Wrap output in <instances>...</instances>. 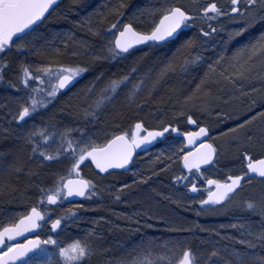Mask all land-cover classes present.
<instances>
[{
    "label": "bare ground",
    "instance_id": "obj_1",
    "mask_svg": "<svg viewBox=\"0 0 264 264\" xmlns=\"http://www.w3.org/2000/svg\"><path fill=\"white\" fill-rule=\"evenodd\" d=\"M171 1L176 2L172 3ZM161 2L162 0H59V6L51 13V15H55L52 23L54 28L52 29L58 31L57 37L54 34L55 39L51 37L52 41L37 48V52L32 54L33 56L29 51H26L25 58L29 59L32 56L31 60L35 64V67L31 68L33 72L38 67H52L55 69L60 66L75 67L77 65L87 67L88 71L77 77L67 90H61L47 110L40 109L33 114L31 119L28 120L27 128L29 131H38L47 127L46 124H50L48 127L56 124L57 130L60 131L65 128L82 127L83 108L81 105L86 108L91 104L99 96L101 89L105 87L108 80L113 78V74L119 76L122 73L130 72L131 68L135 67L137 69L135 76L132 77L127 87L120 92L123 91L124 93L123 99L116 100L114 105H109L101 113L95 128L104 129L110 133L114 131L117 135L127 133L131 138L132 132L135 131V124L140 122L143 125L140 135L147 134L144 129L147 131H162V127L177 128L178 133L169 131L163 137H158L151 145H146L147 151L136 150L133 162L127 166L126 170L114 169L109 171L110 174L99 173L91 164V161L88 160L84 162L86 166L82 167L81 172L79 170V176L75 172L69 176V169L74 161L68 154L62 156L59 163L45 162L41 165L39 159L31 158L30 146L24 145L23 141L15 138L12 131L15 129V122L13 121L11 125L9 122L12 121L10 113H14L17 109L12 110V106L18 98L22 96L24 100H27V94L32 88L50 89L49 77H42L45 81L44 84L30 81L29 88H23L21 85V75L23 73L21 70L17 71V56H11L8 59V69L5 70V75L0 82V137L8 134V132L3 131L5 128H8L12 134L5 139H0V152L7 153L9 149L15 146L23 160V168L20 172L0 171V208L9 209L10 217L7 220H10L18 217L23 212L27 214L33 206H39L42 195L40 189L54 188L61 177L65 180L72 178L90 180L98 183L96 195H92L94 199L85 202L87 197H81L76 201H63L58 205H47L45 201V208L56 207L69 212L74 211L71 209L78 207L77 209L81 208L85 213L93 216L102 215L105 218L107 217L106 220L104 219L105 223L113 218L115 220V217L120 218L123 214L130 215L131 219L134 218L139 223L131 221L125 224L121 223L120 220L122 227L115 236L109 237V241L115 244L118 241L117 238L121 239L130 235L131 240L120 242V244L127 245L125 246L127 250L144 242V245L148 244L146 242H151V245H155V243L165 245L171 244L175 240H181L186 245H192L195 251L200 249L202 254H205V250L210 252L213 245H216L215 249L219 250L220 256L223 257L220 264H225V262L227 264H238L230 257L226 258L227 254L223 250V247L227 245H240L235 242L238 237L237 233L234 234L232 230V234L226 236L223 234L229 233L228 227L238 217L248 220L247 226L252 224L259 228V217L246 211L244 202L256 198L261 191H264V181L259 177L253 178L251 184L245 181L242 189L232 196L234 200L230 203V210L217 212L214 209L224 206L230 200L222 202L220 205L201 207L199 201L208 197V193L205 191L209 187L206 179H201V173H196L195 169L192 170L191 174L183 169L182 160L173 153H178L180 149H183L184 153L196 150L203 141L187 149L183 134L196 132L199 127H206L209 130L206 141L211 143L210 138H213V145L217 148L216 142H221L230 134L223 135L222 133H228L229 128H235L237 124L242 123L245 118H250L256 112L264 111V87L255 82H250L259 78L261 71V74H264V66L260 67L264 58L261 57L253 61L254 64L251 65L252 73L244 81L237 78L233 82L227 80L220 85L217 82V77H214V106L205 107L202 100L212 92L210 90L212 76H214L212 74L215 73L220 78H224L221 73L227 76L230 73L229 69L235 64L234 56L237 52H234L233 57L229 54L235 48H241L253 36L264 31V26L257 23L240 36H236V33L234 34L232 31H226L225 27L222 28V32H211L209 25L212 28L217 25H229V29L237 25L238 27L234 30L237 32L242 23H239L240 25L231 23L237 21L238 18L233 20L224 16L215 20H207L203 16V11H197L195 4L190 3V0H168V4L180 6L187 10L190 15L196 17L193 23L190 22V24L192 23L191 27L181 32L179 39L159 48L137 45L136 50L132 51V54L125 60L95 59L98 55L106 54L109 46H114L116 36L119 31L123 30V25L126 23H131L139 32H150L154 25L152 23L153 18L149 15L148 10L159 7ZM215 2L219 5L218 7L230 13L231 0H215ZM82 3L87 4V8L90 7L89 14L93 15L94 27L99 35L89 32L88 25L83 22L81 16L67 14L69 9H77L82 6ZM121 4L126 5V7L121 8ZM62 6H64V9L62 13H59ZM240 7L245 10V0H240ZM120 13H123V15L121 16ZM51 15L48 16V19ZM114 23L118 24V29L109 32L111 25ZM202 30L209 32L210 35L203 37ZM69 36L72 38L69 39ZM42 37H49V34L45 32ZM229 38V46L222 51L219 50V42L226 41ZM187 40H193L195 43L190 47H183ZM148 43L151 44L152 42ZM177 49L180 50L177 51ZM213 55L214 59L212 61ZM197 56L201 59L194 64H189L186 72L180 70L179 65L183 64L185 60H192ZM221 57H224V59L221 60ZM244 59L246 60L247 57ZM171 60H175L176 70L169 72L153 90L152 82ZM217 61L220 62L217 63ZM208 64L214 68H210ZM226 69L227 71H225ZM101 73L104 74V80L96 83V77ZM204 74L207 77H204ZM141 80H143V84L140 85L141 90L135 96V103L129 106L127 94L132 90L133 84H138ZM52 83H55L54 79ZM207 83L211 85L208 87ZM93 85L94 90L89 96L87 91ZM17 89L20 91H17ZM6 99L13 102L9 109L5 106ZM171 103L176 104V108L171 110L172 112L166 108ZM228 105L232 107V110L227 111ZM137 106L140 107L137 109ZM177 112L179 114L183 112V118ZM188 115H191L197 121L195 125L187 123ZM53 117H55L54 120ZM257 124L254 126L256 129L264 127L261 124L258 127ZM33 125L35 129H33ZM150 125H155V127ZM213 129H215L214 133H217V131L220 133V138L214 137ZM15 130L19 131L18 129ZM108 138L110 139L111 135ZM56 139L45 146L47 152L56 153V150L60 147L59 137L57 136ZM96 140L97 143L105 142L103 131L96 133ZM239 149L240 145H234L227 149L228 155L223 161H220L219 154H217L212 177L207 179H216L223 182L226 181L228 175H242L245 173L247 162L242 160V152ZM182 154L180 153V155ZM252 155L257 160L264 159V149L261 150V148L256 147L252 151ZM169 156L172 157L171 160L168 159ZM8 163L11 164L13 161ZM213 166L201 167L202 174ZM161 169L165 170L162 171ZM55 171L62 173V175L58 174L56 177ZM153 172L158 173V175H153ZM181 175L191 176V179L187 183L182 182L179 185H174L173 177ZM149 176L151 179L147 184L136 183V181ZM9 178L13 182L7 184ZM193 182L199 189L196 193L189 191ZM125 183L130 187L124 189L121 193L119 190ZM9 186L11 188H8ZM105 187L110 188L108 192L105 191ZM114 190L121 197L119 201L114 198ZM213 190H215L214 186ZM169 196L176 203L164 199V197ZM138 212L145 213V215H134ZM202 212L206 214L204 215ZM213 212L217 214L214 218L211 215ZM115 213L120 214L117 216ZM149 214L152 215L151 220L147 218ZM47 229L42 231L43 237L48 233L53 237H57L61 230L60 228L56 232H52L51 223ZM67 232L68 235L64 234L66 239L69 238L70 227ZM37 234H40V229L37 230ZM43 237L40 238L43 239ZM221 237L225 238L221 239ZM227 237H233L234 239H227ZM207 245L212 247L206 248ZM248 251L254 253L255 256L264 255V248L259 245L255 249H248ZM94 256L88 261V264H98V262L104 260L99 256L97 261ZM206 260L199 261V264H205ZM245 261L252 264L250 257H247Z\"/></svg>",
    "mask_w": 264,
    "mask_h": 264
},
{
    "label": "snow or ice",
    "instance_id": "obj_2",
    "mask_svg": "<svg viewBox=\"0 0 264 264\" xmlns=\"http://www.w3.org/2000/svg\"><path fill=\"white\" fill-rule=\"evenodd\" d=\"M59 6V0H0V53H8L15 48L18 55H23L35 39L42 38L41 34H37V29L48 19V16ZM87 4L82 3V9L87 8ZM121 8L126 5L121 4ZM203 16L207 20H215L218 17L224 16L231 19L240 17L242 24L240 25L236 36L245 34L249 28L259 23L264 26V0H246V7L241 11L240 0H231L230 13L217 6L215 3H210L202 8ZM149 15L153 18V27L148 33L137 31L131 23L123 25V30L115 38L114 46H109L104 55L95 57L97 60H125L136 50L137 45H145L150 48H159L180 38L181 32L190 27V22L195 21L196 17L190 15L187 10L180 6L168 4V0H162L159 7L148 10ZM122 16L123 13H120ZM158 19V22H157ZM83 22L88 25L89 32L94 35H99V32L94 27L93 15L89 14L83 17ZM211 28V32H216V28ZM118 29V24H112L109 32ZM203 37H208L209 32L201 31ZM72 37L69 36V39ZM19 41V43H18ZM148 42H152L149 44ZM195 42L187 40L183 47H190ZM67 47V45H65ZM131 50V51H130ZM180 49H177L179 51ZM75 54V53H73ZM147 55V53H145ZM247 57L245 60L244 57ZM264 58V31L253 36L245 45H243L235 54L234 59L236 64L232 65L236 69L235 73H230L222 76L229 82L235 79H248L252 73V63L257 58ZM201 57L197 56L192 60H185L179 65L181 71L186 72L189 64H194ZM224 57H221L223 60ZM243 61V62H241ZM220 61H217L219 63ZM8 67L6 62H0V71L6 70ZM175 60L169 61L160 71L157 78L152 82L153 90L161 83L163 78L169 73L176 70ZM212 68V65H209ZM22 84L27 89L30 86V81H37L39 84H44L43 76L49 77L48 83L51 85L47 88H32L27 94L26 101L20 100L18 107L12 115V121L15 122L13 134L17 140L23 141L24 145L30 146L31 158L39 159L41 165L45 162L59 163L62 156L68 154L74 161L69 169V176L73 172L79 176L80 166L90 160L95 165L99 173H108L109 169H125L126 166L133 162L134 154L137 149L142 146L151 145L158 137H163L169 131L178 133L177 128L162 127V131H147V134L140 135L143 128L142 123L135 124V131L132 132L131 138L127 133L115 134L104 129H96L95 125L99 122L100 115L109 105H114L117 97L122 89L126 88L135 76L137 69L132 67L130 72L122 73L119 76L113 74V78L109 79L104 88L101 89L99 96L86 108H83V126L77 128H65L62 131L57 130L56 125L52 124V131L47 127L40 130L29 131L28 120L33 114L40 109L47 110L48 106L58 97L61 90H67L77 77L88 71L87 67L82 66H60L53 69L52 67H38L35 72L30 66H22ZM227 71V69L225 70ZM0 79L3 76L0 75ZM53 79L55 83H52ZM104 80V74L101 73L96 77V83ZM133 84L132 90L127 94L129 106L135 103V96L140 92V85ZM199 88V86H198ZM94 90V85L89 88L87 95H91ZM17 91H20L17 89ZM140 106H137V109ZM184 115L183 112L180 113ZM55 117H53V120ZM187 123L195 125L196 120L191 115L187 116ZM259 123L264 125V111L256 112L250 118H245L242 123L237 124L235 128H229L228 133L232 134L234 139H238L240 151L242 152V160L247 162V171L242 175H228L226 181L221 182L216 179H207L203 177L201 166H213L216 161L215 157L218 150L212 143H200L195 153L189 151L184 153L180 149L177 155L182 160L183 169L190 174L195 169L196 173H201L200 178L206 179L209 186L205 191L208 193L207 199L200 200L201 207L208 205H220L222 202L230 200L232 196L239 192L245 181L251 184V180L259 177L264 181V159H255L252 151L259 147L264 149V127L256 129L254 126ZM33 129L35 126L33 125ZM9 132L8 128L3 130ZM103 131L105 136L104 143H97L96 133ZM78 134V135H77ZM111 135L109 139L108 136ZM189 145L201 137L207 138L209 130L206 127H199L196 132H186L183 134ZM60 139V147L56 153H50L45 150V146L54 142L56 137ZM75 137V138H74ZM147 151V148H144ZM180 153H183L180 155ZM7 155H14L13 163L9 164L6 160ZM172 159L171 156L168 157ZM23 168V160L19 155V150L15 148L9 149L7 153L0 152V171L12 170L20 172ZM164 171L165 169H161ZM153 175L158 173L153 172ZM151 177H146L136 183L147 184ZM191 176H174L173 184L179 185L182 182L187 183ZM213 186L215 190H213ZM96 185L85 179H67L63 177L59 179L54 189H40L41 200L39 206H33L27 214L19 217L15 222L8 226L0 227V264H88L91 257L95 254L94 241L91 239L93 233H87L84 240H76L71 245L64 247L60 246L59 242L52 236L47 239H41L36 233L37 229L42 228L43 224L51 220L49 211L45 208L47 205H58L63 203L69 197H87L93 191ZM130 186L125 183L119 190L121 193L124 189ZM189 191L196 193L199 191L196 184L193 182ZM120 195H116L115 199L120 200ZM172 203H176L172 198L164 197ZM82 207V205H80ZM246 211L253 216L259 217V230L250 224L241 226L240 236L235 240L237 244L244 246V251L238 249H225L230 255L236 257L238 264H248L243 258L250 257L252 264H264V255L255 256L254 253H249L248 249H255L257 245L264 248V191H261L254 199H249L244 202ZM77 213L69 211L66 215L58 216L51 220V231L56 232L61 228L62 224H66L70 220H74ZM134 215L142 216L145 213H135ZM149 220L152 215H148ZM131 219V218H130ZM139 223V221H134ZM236 228L237 225H231ZM151 227V225H149ZM203 230V229H202ZM26 234L35 235V239L27 238ZM219 235V233H217ZM20 238H24V242H19ZM225 237H221L224 239ZM227 239H234L227 237ZM48 246L53 249L58 248L59 259L53 261L54 253ZM164 247L173 254L167 256L164 254H155L151 248H141L135 255L121 259L118 264H198L195 252L188 247L183 246L179 242L175 244H165ZM175 249V251H173ZM182 252V255L180 253ZM223 257L217 249H213L207 257L205 264H220ZM227 264V262H225Z\"/></svg>",
    "mask_w": 264,
    "mask_h": 264
},
{
    "label": "rangeland",
    "instance_id": "obj_3",
    "mask_svg": "<svg viewBox=\"0 0 264 264\" xmlns=\"http://www.w3.org/2000/svg\"><path fill=\"white\" fill-rule=\"evenodd\" d=\"M186 1V0H185ZM246 1V0H245ZM172 3L173 2H176V1H171ZM191 2H193L192 4H195V6H196V9H197V11H202V8L203 7H206L208 4H210V3H215V4H217L216 2H215V0H190V3ZM195 2H199V3H195ZM189 3V2H188ZM217 6H219L218 4H217ZM90 8V7H89ZM89 8H86V9H82V6H79L77 9H74V10H72V9H69L68 10V15H70V16H81V18H83L84 16H87L88 14H89ZM241 8V11H244V8H242V7H240ZM63 9H64V6H62L61 8H60V10H59V13H62V11H63ZM55 17V15H51L50 16V18L39 28V29H37V34H41L42 36H43V34L46 32V33H48L49 34V37H46V38H44V37H42V38H38V39H35L33 42H32V44L29 46V48H28V50H26V51H29L30 53H31V55L32 54H35L36 52H37V48H39L40 46H42L43 44H47L48 42H50V41H52V39H55V37H54V34H55V36L57 37V30H54V29H52V28H54V27H52V23H53V18ZM222 17V16H221ZM218 18H220V17H218ZM236 18H238V19H236ZM235 19L237 20V21H233V22H231V23H236V24H239V23H242V20H241V18L240 17H235ZM219 22V21H218ZM193 23V22H192ZM191 23V24H192ZM191 24H190V27H191ZM240 25V24H239ZM228 26L229 25H226V26H219V25H217L215 28L217 29V32H220L221 30H222V28L223 27H225V30L226 31H232L234 34L236 33V31H234L235 29H236V27H238L237 25H235V26H233L232 27V29H231V27H230V29L228 28ZM120 27V26H119ZM222 32V31H221ZM51 37H52V39H51ZM230 38L228 39V40H226V41H222V42H219V50H223L224 48L226 49L227 48V46H229V43H230ZM40 41V42H39ZM39 42V43H38ZM18 43H19V41H18ZM50 44H52V43H50ZM200 46L201 47H203V45H201L200 44ZM240 48H235L234 49V51L233 52H231L230 54H229V56H231V57H233V55H234V52H238V50H239ZM25 51V52H26ZM25 52H24V54L23 55H18L17 53H16V50H15V48H13L12 49V51H10V52H8V53H0V62H6L7 63V65L9 64V57H11V56H14L15 55V57H16V61H17V71H19V70H21L20 68H22V65L23 66H30L31 68H34L35 67V64L33 63V61L31 60V58H32V56H30V58L29 59H27V58H25ZM228 54V53H227ZM223 56V55H222ZM244 58H246V56L244 57ZM258 58V57H257ZM213 59H214V55L212 56V61H213ZM232 59V58H231ZM242 62V61H241ZM235 64H236V60H235V62H234ZM258 63V62H257ZM254 64V63H253ZM255 64H256V62H255ZM209 65V64H208ZM264 66V59H263V64L261 65L260 64V67H263ZM225 68H229V67H226V66H224ZM212 68H214V67H212ZM7 69H8V67H7ZM7 69H6V71H7ZM235 71H236V69L235 68H231V69H229V72L230 73H232V74H234L235 73ZM210 72V71H209ZM208 72V73H209ZM234 72V73H233ZM229 73V74H230ZM261 73H262V71H261ZM260 73V77L259 78H256V80L255 79H253L252 81H250V82H252V83H257V84H259L261 87H264V74H261ZM228 74V75H229ZM0 75H2L3 77H4V75H5V70H2V71H0ZM212 75H214V76H212ZM211 76H212V86H210L211 84H209V83H207L206 85L209 87L210 86V90H212V92H211V94L207 97V98H205V99H202L203 101H204V105H205V107H212V106H214V77L216 76L217 77V82H219V84L221 85V84H224L225 83V81H227L225 78H220L219 77V75L217 76L215 73L214 74H212ZM22 76V75H21ZM204 77H207V75L206 74H204ZM46 80V79H45ZM49 80V79H48ZM203 80V79H202ZM202 80H201V82H202ZM241 81H244V79H240ZM2 81V79H0V82ZM47 81V80H46ZM248 82V81H247ZM22 85V87L24 88V85L23 84H21ZM217 87V86H216ZM188 89V88H187ZM218 90V89H217ZM123 91H122V93H120V95L117 97V100L118 101H120L121 99H123ZM186 94H187V92H186ZM20 100H24L23 99V97L21 96V97H19L18 98V100L15 102V104L12 106V110L13 109H15V108H17L18 107V102L20 101ZM24 101H26V100H24ZM13 104V102H11V100H7L6 99V104H5V106L7 107V109H9V106H11ZM166 108L169 110V111H171V110H174L175 108H176V104L175 103H171L170 104V106L169 107H167L166 106ZM227 109V111L229 110H232V107L231 106H229L228 105V107L226 108ZM172 112V111H171ZM178 113V112H177ZM179 114V113H178ZM180 115V114H179ZM181 116V115H180ZM175 117V116H174ZM182 117V116H181ZM183 118V117H182ZM181 121H182V119H181ZM50 124H46V126H47V128L49 129V130H52V128L51 127H48ZM56 125V124H55ZM57 126V125H56ZM151 127H155V125H150ZM150 126H147V127H150ZM257 126L259 127L260 126V124L258 123L257 124ZM57 129H58V127H56ZM212 132H213V135H214V137H219V135H220V133L217 131V133H214L215 132V129H213L212 130ZM12 133H10V132H8V134L7 135H4V136H1L0 137V139H5V138H7V137H9L10 135H11ZM220 138V137H219ZM56 141H57V139H56ZM210 142L213 144V138H210ZM216 144H217V149H218V156H219V159H220V161H223L226 157H227V155H228V150L227 149H229L230 147H232V146H234V145H240L239 144V141H238V139H234L233 138V136H232V134H229L226 138H224L221 142H216ZM214 146V145H213ZM261 150H263V149H261ZM6 160L8 161V162H12V161H14V155H7L6 157ZM226 162V161H225ZM83 166H86L85 165V163H83L81 166H80V168H79V170H80V172H81V170H82V167ZM213 168H214V166L212 167V168H210L209 170H207L206 172H204L202 175H203V177H205V178H210V177H212L211 175H212V172H213ZM58 174H60V175H62V173H59V172H56L55 171V176L57 177V175ZM90 181V180H89ZM93 184H95L96 185V187H98L97 186V184L98 183H94V182H92ZM39 187H40V185H38ZM56 187V186H55ZM54 187V188H55ZM96 187H95V189L93 190L94 192H97V190H96ZM41 188V187H40ZM54 188H52V189H54ZM106 189H105V191H107L108 192V189H110L109 187H105ZM119 193L117 192V191H115L114 190V198L116 197V195H118ZM89 199H94L93 198V196H92V194L90 193V194H88V196H87V199H86V201L85 202H87V201H89ZM234 200V198H231L230 199V201H228L227 203H225L224 204V206H221V207H219V208H216V209H214V210H216L217 212L218 211H221V210H230V207H231V205H230V203L232 202ZM78 207H75V208H73V209H71V210H74V212H76L77 213V215H76V217L74 218V220H70V221H68L66 224H63V226L61 227V230H60V232L58 233V235H57V237H53V238H55L58 242H59V244H60V246H64V247H67V246H69V245H71L74 241H76V240H84L85 238H86V236H87V233H89V232H92L94 235H93V237H91V239L94 241V248H95V254H96V251H97V249L98 248H100V249H102V255H101V257H103V263L100 261V263L98 262V264H118V262L121 260V259H123V258H126V257H131V256H133V255H135L138 251H140V249L141 248H151L152 249V251L155 253V254H164V255H167V256H171L173 253L172 252H169L165 247H164V245H160V244H157V243H155V245H151L152 243L151 242H146V243H148L147 245H144V243H142L141 245H134V247H130L128 250H127V248H125V246H127V245H123V244H120V242H124V241H129V240H131V238H130V235H128V236H124L123 238H117L116 240H118L115 244H113V243H111L110 241H109V237L110 236H112V235H116V233H117V231L122 227L121 226V223L123 222V223H125V224H128L129 222H131V221H135V219L133 218V219H130V215H126V214H123L121 217L123 218H117V217H115V220H114V218L112 219V220H108L106 223L104 222V219L106 220L107 219V217L105 218L104 216H102V215H96V216H93L92 214H88V213H85V211L84 210H82L80 207V209H77ZM48 211H49V214L51 215V220H54V219H56L58 216H63V215H66L68 212L67 211H65V210H63V209H61V208H46ZM9 210V209H8ZM7 209H3V208H0V227H2V226H4V225H8V224H11V223H13V222H15L21 215H24L25 214V212H23L21 215H19L18 217H14V218H12V219H10V220H7L9 217H10V215H9V211H8ZM206 212V211H205ZM205 212H202L204 215L206 214ZM117 213V212H116ZM115 213V215H117L118 216V214H120V213H118V214H116ZM211 215L213 216V218L215 217V216H217V214L216 213H211ZM229 218V217H228ZM118 219V220H117ZM239 219V220H238ZM51 220H48V222H47V224H50L51 223ZM120 220H121V223H120ZM118 222H119V224H118ZM246 223H248V220L246 221L245 219H241L240 217H238L237 219H235L234 221H233V223L231 224V225H233V224H235V225H237V227L236 228H233L231 225H230V227H228V231H229V233H224L223 235L224 236H226L227 234H232V230L234 231L233 233L234 234H236L237 233V238L236 239H238L239 238V236H240V230H241V226H247L246 225ZM250 225V224H249ZM259 226V225H258ZM70 227V235H69V238L68 239H66V238H64V234L65 235H68V232H67V229ZM256 228V227H255ZM47 229V228H46ZM256 229H259V228H256ZM48 230V229H47ZM231 231V232H230ZM104 233H105V235H104ZM222 235V236H223ZM48 236H51V234L50 233H48V234H46V236L45 237H43V239H47L48 238ZM177 242H179L180 244H182L183 246H185V247H188V248H191L192 250H193V247H192V245H186V243H184L183 241H181V240H175V241H173V243H171V244H175V243H177ZM215 246V247H214ZM50 249H51V252L52 253H54V255H53V261H55V260H57V259H59V255H58V252H59V249L58 248H55V249H53L52 248V246H48ZM210 247H212L211 245H207V247L206 248H210ZM214 248H216V245H213V249ZM233 248H235V249H238V250H240L241 252H243L244 251V246L243 245H227V246H225V247H223V250L225 251V249H229V250H231V249H233ZM212 249V250H213ZM211 249H210V252L212 251ZM173 251H175V249H173ZM194 252H195V254H196V258H197V261H198V264H199V261H202L203 259H207V257H208V255L210 254V252H208L207 250H205V254H202L201 253V250L199 249L198 251H195V250H193ZM225 253L227 254L226 255V258L227 257H230L231 259H233L234 261H236V263H238L237 262V260H236V257L235 256H233V255H230L228 252H226L225 251ZM94 254V255H95ZM93 255V256H94ZM180 255H182V252L180 253ZM92 256V257H93ZM91 257V258H92ZM244 260H246L247 259V257H244L243 258ZM173 264H175V261H173Z\"/></svg>",
    "mask_w": 264,
    "mask_h": 264
},
{
    "label": "water",
    "instance_id": "obj_4",
    "mask_svg": "<svg viewBox=\"0 0 264 264\" xmlns=\"http://www.w3.org/2000/svg\"><path fill=\"white\" fill-rule=\"evenodd\" d=\"M205 140V141H204ZM207 138H204V137H201L199 140H197V141H195L192 145H189L188 143H187V141H186V148L187 149H189V148H191V147H193L195 144H197V143H199V142H202L203 141V143H208L207 141ZM200 146V145H199ZM144 148H146L145 146H142V148L141 149H137V150H139V151H144ZM195 151L196 150H194L193 151V153H195ZM92 164V163H91ZM93 166H94V168L96 169V167H95V165L94 164H92ZM204 166H207V165H202L201 167H204ZM126 168H127V166H126ZM97 171H99L98 169H96ZM112 170H114V169H109L108 170V172L109 171H112ZM117 170H121V169H117ZM104 174V173H103ZM106 174V173H105ZM72 179H81V178H72ZM79 198H81V197H69V198H67V200H64L65 202H70V201H76V200H78ZM207 199V198H206ZM38 230V229H37ZM37 230H36V233H37ZM26 236H27V238H29V239H35V237L33 238V236L34 235H31V234H26ZM19 242H24V238H20V240H19Z\"/></svg>",
    "mask_w": 264,
    "mask_h": 264
},
{
    "label": "trees",
    "instance_id": "obj_5",
    "mask_svg": "<svg viewBox=\"0 0 264 264\" xmlns=\"http://www.w3.org/2000/svg\"><path fill=\"white\" fill-rule=\"evenodd\" d=\"M13 182L11 178H9L7 184ZM8 188H11V186H9ZM102 255V249L98 248L96 251V254L94 256V258L98 261V257ZM103 258V257H102Z\"/></svg>",
    "mask_w": 264,
    "mask_h": 264
},
{
    "label": "flooded vegetation",
    "instance_id": "obj_6",
    "mask_svg": "<svg viewBox=\"0 0 264 264\" xmlns=\"http://www.w3.org/2000/svg\"><path fill=\"white\" fill-rule=\"evenodd\" d=\"M46 228H49V224H47V223L43 224L42 228H40V234H39L40 237L44 236L42 231H44V230L46 231Z\"/></svg>",
    "mask_w": 264,
    "mask_h": 264
}]
</instances>
